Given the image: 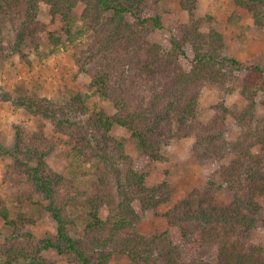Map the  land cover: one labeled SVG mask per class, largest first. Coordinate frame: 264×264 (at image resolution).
<instances>
[{
    "label": "trees",
    "instance_id": "obj_1",
    "mask_svg": "<svg viewBox=\"0 0 264 264\" xmlns=\"http://www.w3.org/2000/svg\"><path fill=\"white\" fill-rule=\"evenodd\" d=\"M160 1L0 0V66L24 49L39 51L46 34L55 48L73 51L91 91H66L56 99L32 98L21 88L16 97L4 94L42 124L34 132L14 125L13 149L0 145V160L6 162L3 184L18 209L13 217L0 198V264H50L42 257L48 251L67 264H112L115 255L126 257L128 264H264V218L259 220V199H264V67L225 56L224 35L213 27L212 18L195 19L197 0H179L190 22L179 27L169 50L152 42L164 29L153 9ZM234 6L250 14L254 35L264 29V0H234ZM42 17L60 29L47 32ZM187 47L193 53L188 70L181 64ZM206 86L226 96L239 89L246 108L234 113L221 103L202 122L200 97ZM91 99L111 103L114 114L89 106ZM80 117H86L90 132L78 130L74 119ZM229 118L239 129L234 142L226 136ZM45 122L56 134L69 137L75 157L90 166V190L47 163L59 139L46 136ZM114 126L137 142L134 160L126 145L111 136ZM176 138L191 140L192 154L226 187L209 180L168 209L165 232L146 237L137 231L136 205L148 211L170 202L171 186L150 187L147 169ZM222 190L229 200L218 199ZM24 205L47 214L56 224L55 233L36 238L26 229L36 220L21 212ZM173 230L181 241H173Z\"/></svg>",
    "mask_w": 264,
    "mask_h": 264
},
{
    "label": "rangeland",
    "instance_id": "obj_2",
    "mask_svg": "<svg viewBox=\"0 0 264 264\" xmlns=\"http://www.w3.org/2000/svg\"><path fill=\"white\" fill-rule=\"evenodd\" d=\"M153 9L161 15L164 29L157 31L151 41L169 50L171 39L174 36L177 37L180 26L190 22V15L179 7V0H161ZM80 12L81 7L76 11V15L78 16ZM43 17L41 19L49 25L47 32L60 29V24L50 25V20L47 17L43 19ZM194 17L195 19L212 18L213 27L224 35L225 56L235 58L247 65L258 64L264 67V29L258 35H254L250 14L246 9L235 7L234 0H197ZM44 37V45L39 51L24 49L22 54L12 55L0 66V145L7 150L13 149L15 144L14 125H18L28 132L40 131L42 120L26 115L21 108L19 109L14 104V101H7L4 94L10 95L12 98L16 97L18 88L27 91L30 97L39 99H56L66 91L91 93L89 77L78 71L72 57L73 51L70 48L67 50L57 49L51 42H48L46 34ZM23 54L28 59H24ZM192 60L193 53L187 47L185 55L181 57V64L188 70ZM261 96L264 95L261 94ZM221 103H224L234 113H238L246 108L248 102L241 95L239 89L232 95L226 96L217 88L206 86L200 97V105L205 109L201 121H209L213 117L214 106ZM88 104L91 107L98 105L109 115L114 114L111 103L107 101L91 99ZM59 109L62 110L66 118L70 117L64 107H59ZM74 120L78 124V130L83 133L90 132L89 127L86 126V117ZM44 132L50 138L56 136L59 139L57 149L46 160L49 166L74 179L84 190H90L94 180L89 173L90 166L84 165L75 157L72 140L69 137L56 134L50 122H45ZM238 134L239 129L229 118L227 139L234 142ZM111 136L126 145V154L131 159L134 160L137 157L138 145L129 132L114 126ZM192 145L191 140L173 139L161 152V160L147 169L150 187L167 182L171 186L172 193L170 202L161 204L156 209L142 211L136 205L139 215L136 226L140 234L150 237L165 232L168 229L165 217L168 209L172 208L175 202L188 198L194 190L206 186L209 180L214 179L217 184H221L223 188L226 187L217 176H213L206 167L199 163L191 152ZM7 162L9 161L7 160ZM5 163L0 160V198L5 200V205L11 215L16 217L18 209L10 202L12 193L3 184ZM116 168L121 169L118 164ZM218 195L220 201L229 200V194L225 190L220 191ZM259 201L263 208L259 216V220H261L264 218V199H259ZM20 209L23 214L36 220V224L26 225V229L33 232L36 238H41L48 233H55V222L47 214L41 215L37 210L38 207L24 205ZM2 226L3 223L0 221V228ZM171 235L174 242L181 241L177 231L173 230ZM2 242L3 236L0 234V244ZM42 257L50 264H67L64 257L54 251L44 252ZM112 264H128V260L124 256L115 255Z\"/></svg>",
    "mask_w": 264,
    "mask_h": 264
}]
</instances>
